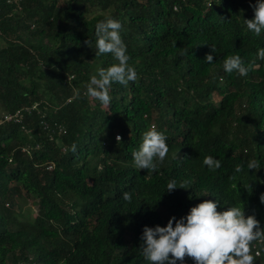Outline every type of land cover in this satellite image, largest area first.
<instances>
[{"label":"trees","instance_id":"obj_1","mask_svg":"<svg viewBox=\"0 0 264 264\" xmlns=\"http://www.w3.org/2000/svg\"><path fill=\"white\" fill-rule=\"evenodd\" d=\"M255 3L0 0V120L19 113L0 121V264H146L144 227L204 200L218 211L243 205L264 228V32L245 24ZM109 17L123 26L138 78L114 83L102 105L85 92L116 62L95 55V25ZM235 54L254 70L226 73ZM153 125L169 153L156 172L138 170L132 152ZM206 156L221 167L208 168ZM252 159L258 171L247 169ZM171 180L187 189L166 191ZM28 202L35 215L23 211ZM257 249L264 264V244Z\"/></svg>","mask_w":264,"mask_h":264},{"label":"clouds","instance_id":"obj_2","mask_svg":"<svg viewBox=\"0 0 264 264\" xmlns=\"http://www.w3.org/2000/svg\"><path fill=\"white\" fill-rule=\"evenodd\" d=\"M252 7L254 17L245 19V24L258 37L264 32V0H256ZM122 27L121 22L111 17L95 25V55L111 54L116 61L107 68H100L87 84L85 95L102 105L110 104L114 83L127 86L138 78L136 69L128 63L130 57L121 36ZM90 43L85 41V44ZM211 52H216L214 46H211ZM257 58L264 60V48L258 49ZM205 62L212 64L213 55L206 54ZM255 67L254 61L246 65L238 54L227 56L223 62V70L228 74L235 72L246 76ZM121 140L122 137L117 135V143ZM71 151H77L75 144ZM168 153L166 135L153 125L143 133L139 149L132 152L134 166L138 170L156 172ZM203 163L210 169L221 167V161L212 156H206ZM260 168L256 159L247 163L248 170L258 171ZM243 171V165H236L235 172ZM177 188L187 189L186 183L177 186L176 181L171 180L166 191L172 192ZM122 199L130 203L132 195L124 192ZM259 199L264 204V193ZM218 207V202L204 200L192 207L186 216L179 219L171 217L166 226H145L141 254L146 264H184L186 258L192 259L194 264H255L260 253L257 249L255 255L252 254L253 245L255 242L264 244V228L255 215H245L243 205H233L224 211H218Z\"/></svg>","mask_w":264,"mask_h":264},{"label":"rangeland","instance_id":"obj_3","mask_svg":"<svg viewBox=\"0 0 264 264\" xmlns=\"http://www.w3.org/2000/svg\"><path fill=\"white\" fill-rule=\"evenodd\" d=\"M23 207V211L30 212L32 215L36 214L35 206L31 202H28Z\"/></svg>","mask_w":264,"mask_h":264},{"label":"built area","instance_id":"obj_4","mask_svg":"<svg viewBox=\"0 0 264 264\" xmlns=\"http://www.w3.org/2000/svg\"><path fill=\"white\" fill-rule=\"evenodd\" d=\"M18 114H19L18 112L14 116L6 114L3 116V118L0 121L2 122L3 120H11L14 117L18 120ZM257 252H259V251L257 250Z\"/></svg>","mask_w":264,"mask_h":264}]
</instances>
